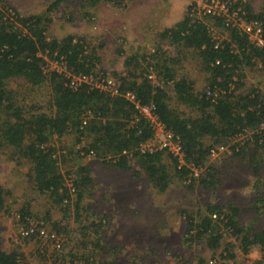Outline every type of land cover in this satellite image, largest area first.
Wrapping results in <instances>:
<instances>
[{
  "label": "trees",
  "instance_id": "16d2710c",
  "mask_svg": "<svg viewBox=\"0 0 264 264\" xmlns=\"http://www.w3.org/2000/svg\"><path fill=\"white\" fill-rule=\"evenodd\" d=\"M63 1L52 0L42 13L22 16L10 0H0V150L16 163L31 164L30 179L36 191L48 194L55 204L70 206L73 196L60 167L61 157L66 155L58 152L56 144V139L68 136L76 137L79 145L87 143L77 148L81 158L94 150L95 156L122 171L132 172L134 177L138 176L134 167L137 163L159 193H166L176 181L187 183L189 189L194 188L195 182L206 190L217 189L222 183L216 176L218 170L208 163L220 146L230 151L229 161L224 164H236L242 158L250 159L249 165L256 163L259 172L264 169V82L246 87L243 79L244 66L249 65L259 71L264 81V46L250 41L237 26L226 25V15L198 16L194 3L180 20L158 33L159 42L154 50L128 55L121 68L109 73L97 69L102 58L90 50L84 37L73 33L63 38L49 36L52 13ZM129 1L84 0V7L96 8L107 3L124 8ZM221 1L228 4L230 13L238 11L248 21L262 22L264 30V5L257 11L251 0ZM214 27L221 29L225 37L217 39ZM165 45L176 48L179 54L185 51L194 54L208 75L209 83L204 90L196 91L193 80L178 76L175 68L178 58L168 54ZM46 54L51 59L63 57L68 68L77 74L112 75L119 94L111 95L89 84L77 89L70 87L63 74L46 73ZM152 74L154 78L149 77ZM18 80L25 81L29 88L48 84L49 110L22 104L18 92L10 87ZM127 91L134 92L142 104L155 105L160 119L182 143L184 164L173 158L170 166L167 160L172 156L165 150L139 149L152 136V130L143 118L136 120L137 109L122 95ZM85 119L87 123L83 124ZM108 155L113 158L107 160ZM72 179L79 211L85 196L92 193L90 185L94 180L90 167L79 164ZM7 195L0 181V214L8 210ZM225 205L209 203L204 212L185 214L184 241L189 247L201 241L214 254L217 252L211 259L198 256V264H241L237 261L236 245L244 255L257 248L264 257V227L258 226L259 216L243 219L238 204L227 200ZM19 211L24 225L37 224L25 227V238L36 237L39 229L45 228L40 219L45 222L51 219L49 214L40 218L28 208ZM60 223L54 222L56 232L52 233L64 238L69 233L68 226ZM91 225L99 247L97 228L102 224ZM229 237L238 244L229 241ZM64 248L65 245L59 254L51 256L56 264L67 258ZM22 259L17 251L0 250V264H28ZM69 262L96 264V258L92 252L87 256L73 255Z\"/></svg>",
  "mask_w": 264,
  "mask_h": 264
},
{
  "label": "rangeland",
  "instance_id": "374dc122",
  "mask_svg": "<svg viewBox=\"0 0 264 264\" xmlns=\"http://www.w3.org/2000/svg\"><path fill=\"white\" fill-rule=\"evenodd\" d=\"M10 1L22 16H27L42 13L52 0ZM202 1L131 0L124 8L107 3L85 8L84 0H65L52 13L49 36L63 38L73 33L84 37L90 50H95L102 58L97 69L112 73L113 69L122 67L128 55L154 50L159 42L158 33L180 20L191 4L195 3L197 15L202 16L203 13L199 12ZM251 3L258 11L264 0H251ZM214 33L216 37H225L217 27H214ZM164 48H168V54L178 58L175 65L178 76L193 80L196 91L204 90L209 83L208 75L194 54L191 51L179 54L176 48L167 45ZM49 69H53L52 63ZM244 69L246 87L264 82L257 69H251L249 65H245ZM10 87L18 92V100L22 104L49 110L51 92L48 84L41 88H29L25 81L18 80ZM183 109L188 111L186 107ZM56 144L58 152L66 155L61 157L60 167L67 179L74 178L79 164L88 165L91 169L94 180V184L90 185L93 186L92 193L85 196L79 211L75 204L76 196L66 207L55 204L48 194L36 191L30 179L31 164L16 163L0 150V181L8 191V210L0 214V250L17 251L28 264L56 262L50 256L54 254L48 246L50 242L47 244L37 236L24 237L27 225L20 217V208H28L40 218L49 214V221L39 220L41 224L45 223L43 226L49 233L56 232L54 222L68 226V235L61 232L65 235L66 262L73 255L87 256L92 252L96 264H198L200 255L211 259L217 252L214 254L203 242L189 247L184 241L185 214L204 212L209 203L226 206L227 200H232L241 207L243 219L258 215V226L264 227V203L261 202L264 199V169L259 172L256 163L249 165L250 159L240 158L236 164L230 162L226 165L224 161L229 154L218 150V147L208 163L214 164L218 170L216 176L222 183L217 189L206 190L199 182L189 189L187 183L184 185L176 181L166 193H159L137 163L134 167L138 176L134 177L132 172L122 171L103 158H81L77 148L87 143L83 141L79 145L74 136L56 139ZM167 162L171 166L173 158L170 157ZM92 222L102 224L97 228L100 232L99 247L95 243L97 236ZM33 223L36 225L35 222L29 225ZM227 239L238 244L233 237ZM235 251L241 264H264L263 254L257 248L244 255L236 245Z\"/></svg>",
  "mask_w": 264,
  "mask_h": 264
},
{
  "label": "built area",
  "instance_id": "2783aa9c",
  "mask_svg": "<svg viewBox=\"0 0 264 264\" xmlns=\"http://www.w3.org/2000/svg\"><path fill=\"white\" fill-rule=\"evenodd\" d=\"M200 10L199 12L203 14H212V15H226V25L237 26L241 32L245 33L250 41L255 43L258 46H264V30L262 28V22L257 20H246L242 18L238 11L229 12V6L226 2L221 0H212L211 2H204L199 4ZM240 10V9H239ZM217 39H221L217 37ZM220 41L216 42V47H218ZM45 59V71L49 73L51 71H56L59 74H63L69 81L68 84L70 87L77 89L83 84H89L92 88H98L105 92H109L111 95L119 94L118 84L115 78L112 75L108 74L106 76H102L100 74H77L74 73L72 69H69L66 61L63 57L60 59L49 58L48 54L44 55ZM50 63L53 64V69L50 70ZM220 61H217L219 64ZM149 77L154 78V75H150ZM211 95V92H208ZM127 98L137 109L138 115L137 119L143 118L150 129L152 130V136L145 142L141 143L139 149L142 152L146 151H154V150H165L166 153L172 156V158H177L180 162V165L184 164V152L182 143L178 136H176L173 131L168 128L165 123L160 119L158 114L156 113V107L154 104H142L140 100L136 97V94L132 91H127L122 94ZM135 120V121H136ZM87 123V119L84 120L83 124ZM218 150H225L230 154V151L226 146H220ZM217 150H214L212 155L215 154ZM127 154L126 151L123 152ZM211 155V156H212ZM87 157H95V151L91 150L87 155ZM113 156L108 155L107 160H111ZM198 173V172H196ZM197 176V175H195ZM67 187L69 188L72 196L75 195V186L73 183V179L70 177L66 180ZM37 226V224L35 225ZM39 236L44 242H50L51 245L48 244L52 248V251L56 255L63 250L64 241L63 236L58 235L56 233H49L45 228H40ZM28 233V232H27ZM50 255V256H52ZM60 264H70V262H61Z\"/></svg>",
  "mask_w": 264,
  "mask_h": 264
}]
</instances>
